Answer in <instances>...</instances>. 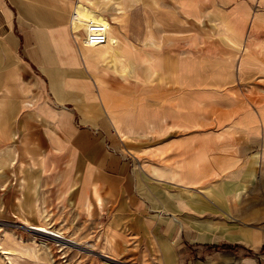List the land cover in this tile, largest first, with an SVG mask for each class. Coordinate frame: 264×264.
Wrapping results in <instances>:
<instances>
[{
	"label": "crops",
	"instance_id": "obj_1",
	"mask_svg": "<svg viewBox=\"0 0 264 264\" xmlns=\"http://www.w3.org/2000/svg\"><path fill=\"white\" fill-rule=\"evenodd\" d=\"M0 100L53 201L197 255L264 245V0H0Z\"/></svg>",
	"mask_w": 264,
	"mask_h": 264
},
{
	"label": "rangeland",
	"instance_id": "obj_2",
	"mask_svg": "<svg viewBox=\"0 0 264 264\" xmlns=\"http://www.w3.org/2000/svg\"><path fill=\"white\" fill-rule=\"evenodd\" d=\"M15 112V106L0 100V264H239L240 258L231 252L264 264V245L251 254L237 245L215 244L200 248L197 255L185 241L142 242L126 234V219L106 224L108 220L96 219L94 211L53 201L40 187L36 167L41 149L28 131L16 130ZM32 224L60 231L87 250L44 240L30 231ZM121 226L127 235L123 238L117 235ZM257 226L264 233V219Z\"/></svg>",
	"mask_w": 264,
	"mask_h": 264
},
{
	"label": "bare ground",
	"instance_id": "obj_3",
	"mask_svg": "<svg viewBox=\"0 0 264 264\" xmlns=\"http://www.w3.org/2000/svg\"><path fill=\"white\" fill-rule=\"evenodd\" d=\"M30 231L36 235H39V237H43L44 240H52L56 242L57 244L62 245V247H76L79 250L86 251L87 249L85 247H78L73 239L65 237L62 232L50 229L48 227H44L42 225L38 224H32L28 226ZM40 237V238H41ZM43 244H45L44 241H42Z\"/></svg>",
	"mask_w": 264,
	"mask_h": 264
},
{
	"label": "trees",
	"instance_id": "obj_4",
	"mask_svg": "<svg viewBox=\"0 0 264 264\" xmlns=\"http://www.w3.org/2000/svg\"><path fill=\"white\" fill-rule=\"evenodd\" d=\"M230 246H228L227 248H229Z\"/></svg>",
	"mask_w": 264,
	"mask_h": 264
}]
</instances>
